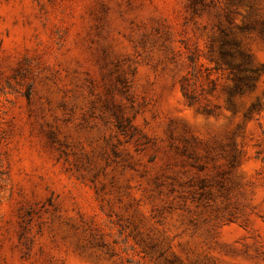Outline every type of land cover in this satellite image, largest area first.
Listing matches in <instances>:
<instances>
[{
    "label": "rangeland",
    "instance_id": "rangeland-1",
    "mask_svg": "<svg viewBox=\"0 0 264 264\" xmlns=\"http://www.w3.org/2000/svg\"><path fill=\"white\" fill-rule=\"evenodd\" d=\"M0 264H264V0H0Z\"/></svg>",
    "mask_w": 264,
    "mask_h": 264
},
{
    "label": "trees",
    "instance_id": "trees-1",
    "mask_svg": "<svg viewBox=\"0 0 264 264\" xmlns=\"http://www.w3.org/2000/svg\"><path fill=\"white\" fill-rule=\"evenodd\" d=\"M223 55H231L232 53H228L226 51L221 52ZM242 64H245L242 67ZM237 67L240 70L247 71L249 74L246 77H233L234 85H233V92H242L243 87L249 88L253 85V81L257 78V66L251 65L250 61L245 59L244 62H241Z\"/></svg>",
    "mask_w": 264,
    "mask_h": 264
}]
</instances>
